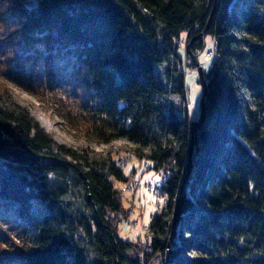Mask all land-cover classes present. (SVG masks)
<instances>
[{
	"label": "trees",
	"instance_id": "obj_1",
	"mask_svg": "<svg viewBox=\"0 0 264 264\" xmlns=\"http://www.w3.org/2000/svg\"><path fill=\"white\" fill-rule=\"evenodd\" d=\"M205 35L190 122L184 77ZM1 63L0 264H264V0H0ZM9 81L66 86L76 100L56 114L74 140L56 142ZM119 154L166 176L137 244L117 231L136 192L121 185L140 181Z\"/></svg>",
	"mask_w": 264,
	"mask_h": 264
},
{
	"label": "rangeland",
	"instance_id": "obj_2",
	"mask_svg": "<svg viewBox=\"0 0 264 264\" xmlns=\"http://www.w3.org/2000/svg\"><path fill=\"white\" fill-rule=\"evenodd\" d=\"M204 43L205 47L198 56V60L200 61L199 66L203 72L209 69L211 63L210 59H208L206 56L207 51L212 49L213 46L210 35L204 36ZM12 61V69H15V67H18L16 66L17 62L14 61V59ZM0 66V69H3L4 64L1 63ZM160 67V65H157L154 68V73L156 76H158L157 73ZM22 69L26 75L34 73V70L30 71V69L26 66H24ZM37 84L38 85H35L34 89L36 92L33 93H37L38 95L26 92L21 86L11 81L7 82V87L15 96L33 105L38 114L37 119L46 131L52 133L53 139L56 142H72L75 137V135H73V128H71L70 125L57 116L56 110L59 108V106H56V101H59L62 106L69 107L68 104H73L76 99L72 100L70 93L64 89L66 86H62L61 83L54 85L52 84L50 89L46 88L42 81H39ZM184 88L185 98L187 101L186 112H188V120L190 122H195L196 120L198 121L200 114L198 106L202 96L203 87L202 83L199 82L198 72L195 69H192L190 66L186 68ZM115 145L119 146L120 143H116ZM123 156L125 155L119 154L115 156V160L121 164V168L125 173H128L134 169L135 174H133L134 177L132 179L136 177L135 179L140 180L139 183L144 184L147 182L149 183L151 189L161 190L164 180L166 179V176L162 172H155L153 169H151L150 162L144 160L139 161L135 158H132L127 163V165H124L123 163L125 162L123 161ZM144 163L147 164L146 167L144 166ZM121 188L122 190L125 189V184L121 185ZM123 193L126 192L123 190ZM164 200L165 198L162 193L160 195H157V193L153 192L151 193L149 189H146L143 185L142 187L136 189V192L132 197H128L126 194H124L122 197V204L125 208L130 210V214L127 219H124L118 223L117 231L119 237L122 240L136 243V239L141 238V235H143V229L145 226H147L150 216L160 210ZM129 222H131V224H129ZM6 241L8 247H12L14 244L21 241V236L18 235V231L12 230L10 233V238ZM149 261L150 259L148 262ZM140 262L141 264H148V262L145 263L143 261L142 256L140 258ZM162 262L163 261L157 255L150 264H161Z\"/></svg>",
	"mask_w": 264,
	"mask_h": 264
},
{
	"label": "water",
	"instance_id": "obj_3",
	"mask_svg": "<svg viewBox=\"0 0 264 264\" xmlns=\"http://www.w3.org/2000/svg\"><path fill=\"white\" fill-rule=\"evenodd\" d=\"M193 60H194V63L196 64V66H197L196 68H197V71H198V75H199V77L201 79V83L203 85L202 96H201L200 103H199V108H200V116H199L200 117V121H199V123H202L203 122V119H204V113H205L204 112L205 111V109H204L205 104H204V101H203V98L205 96V87H204V81H203V78H202V69L199 66V64L197 63L196 57H193ZM194 131H195V128L192 130V133H194ZM190 141H191V147H190L189 157H191V153H192V144H193L192 138H190ZM190 167H191V162H189V166H188V169H187L186 176H187V174H188V172L190 170Z\"/></svg>",
	"mask_w": 264,
	"mask_h": 264
},
{
	"label": "built area",
	"instance_id": "obj_4",
	"mask_svg": "<svg viewBox=\"0 0 264 264\" xmlns=\"http://www.w3.org/2000/svg\"><path fill=\"white\" fill-rule=\"evenodd\" d=\"M206 56L209 58V59H211L212 57H213V52L212 51H208L207 53H206ZM188 115V114H187ZM142 185L144 186V187H147V189H149L151 192H153V193H157L158 191L157 190H155V189H151L150 188V186H149V184L146 182V183H144V184H141V183H139V182H137V183H135V184H125V189H123L125 192H128V193H130V194H132V193H134V191L137 189V188H139V187H142Z\"/></svg>",
	"mask_w": 264,
	"mask_h": 264
}]
</instances>
